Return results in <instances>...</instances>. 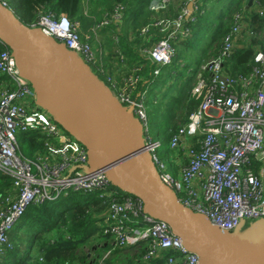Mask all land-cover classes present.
Wrapping results in <instances>:
<instances>
[{"label":"built area","instance_id":"1","mask_svg":"<svg viewBox=\"0 0 264 264\" xmlns=\"http://www.w3.org/2000/svg\"><path fill=\"white\" fill-rule=\"evenodd\" d=\"M169 2L152 0L149 8L162 10ZM189 2H193V14L198 5L195 0H187L173 23L155 22L167 31L150 50L158 65L172 62L175 55L172 40L190 32L183 26L184 17L189 15ZM0 3L6 6L3 0ZM253 4L259 3L254 0ZM122 8L119 4L115 14L99 26L110 20L121 21ZM258 12L262 13L260 9ZM234 19L223 39L222 50L202 67L210 75L204 101L171 137L170 149L175 152L173 160L179 167L178 175L169 171L159 157L161 142L147 133L142 100L130 98L139 77L133 75L127 79L117 95L122 104L132 106L146 127V132H142L145 150L157 168L160 182L173 191L184 210L205 216L215 231L226 233L236 232L243 222L264 219V177L247 168L251 159H264V49L255 53L249 75L227 74L225 59L238 46L243 28L242 13L237 12ZM30 28L72 50L86 67L93 63L91 46L83 41L77 24L66 15H43ZM148 29L149 26L144 27L142 34ZM262 34L264 31L258 35ZM0 42L6 47L0 54V74L8 77V82L0 87V172L13 176L19 190L16 202L0 213V253L12 248L9 233L31 203L54 200L69 191L100 189L106 190L102 196L110 198L105 232L114 237L116 244L126 247L144 242L148 250L145 260L163 257L164 252L171 251L166 264H201L202 254L188 247L185 238L171 224L148 213L145 199L115 190L110 166L91 168L87 147L71 138L43 110L33 78L17 61L15 46L1 38ZM207 84L200 72L194 94L201 95ZM32 131L47 137L46 151L37 162L20 154L17 140L19 132Z\"/></svg>","mask_w":264,"mask_h":264},{"label":"trees","instance_id":"2","mask_svg":"<svg viewBox=\"0 0 264 264\" xmlns=\"http://www.w3.org/2000/svg\"><path fill=\"white\" fill-rule=\"evenodd\" d=\"M229 1L232 6L228 14L221 17V9L218 11L217 16L221 20L215 24L212 38L200 62L192 68L190 64L195 52L192 41L198 36L196 31L208 11L205 6L209 4L210 8L217 7L223 0H195L197 9L188 18L184 17L183 23L184 28H188L190 32L172 40L175 55L172 62L166 65H158L150 55L154 45L167 34L163 25L156 23H173L179 17L185 0L178 8L169 2L166 8L158 11L149 8L152 0H3L6 7L28 28L37 24L40 17L46 14L55 17L66 15L71 22L77 24L83 41L91 46L95 56L93 63L89 67L85 66L94 83H103L105 87L116 91L118 88L120 90V84L124 85L127 79L137 75L139 81L130 98L133 101L142 100L147 125L150 119L156 121L162 130L161 135L169 141V145L179 126L185 124L189 114L204 101L205 93L209 89L210 75L202 67L222 50L223 39L230 32L237 12L243 15V28L237 39L238 46L225 59V72L229 75H249L254 55L258 51L256 42L260 39L263 43L260 49H264V34L258 35L264 31V0H257L259 4H256L262 13L250 11L249 0ZM119 4L123 7L121 21L110 20L108 24L99 26L103 20L115 14ZM85 5L88 7L87 12ZM146 26L149 29L142 34L141 31ZM95 28L101 29L97 35L101 33L104 36L99 42L96 41ZM246 38H249V44L242 42ZM242 43L245 46H239ZM5 50L6 47L0 42V54ZM67 50L76 56L72 50ZM190 50L192 51L189 52ZM177 63L182 67L181 70L177 69ZM200 72L204 74L208 84L203 88L202 94L198 95L194 94L193 89ZM167 77L170 78L168 85L162 86L160 90L161 93L164 92L163 95L156 98L157 94L151 93L152 84L159 78L162 81ZM178 78L180 80L177 83ZM7 82V75L0 74V87ZM176 90V95L172 96L171 92ZM165 99L169 101L168 104ZM125 104L132 107L129 103ZM179 105L187 108V112L181 125L177 126L174 113ZM147 133L156 141L150 135L149 127ZM21 134L37 153L34 157H28L23 151L20 154L37 162L46 151L47 137L35 131ZM169 155L168 158L164 154L162 159L169 171L176 176L179 167L173 160L175 152L170 149ZM258 161L260 160L253 158L247 164V168L257 175L261 166ZM115 186L117 187L116 184ZM110 187L114 185L111 184ZM104 193L106 194V190L100 189L90 192L69 191L54 200L31 203L10 231L9 238L13 246L6 250L4 258L0 257V264H100V260L109 250L111 253L102 264H145L143 261L166 264L171 251L164 252L163 257L145 260L144 255L148 250L144 242L122 247L115 243L111 234L105 232L110 198L102 196ZM18 196L19 190L15 186L14 177L0 172V213L16 202ZM126 249H137L135 257L124 254Z\"/></svg>","mask_w":264,"mask_h":264},{"label":"water","instance_id":"3","mask_svg":"<svg viewBox=\"0 0 264 264\" xmlns=\"http://www.w3.org/2000/svg\"><path fill=\"white\" fill-rule=\"evenodd\" d=\"M253 1H249L250 6ZM188 9L191 15L193 2ZM0 38L15 46L17 61L33 78L41 105L89 149L97 167H111L118 188L145 199L148 213L167 221L188 247L200 252L201 264H264V219L240 235L215 231L208 218L184 210L173 191L158 178L145 150L140 121L138 128L129 122L131 111L116 106L109 89L98 88L75 55L39 30L23 26L1 3Z\"/></svg>","mask_w":264,"mask_h":264},{"label":"rangeland","instance_id":"4","mask_svg":"<svg viewBox=\"0 0 264 264\" xmlns=\"http://www.w3.org/2000/svg\"><path fill=\"white\" fill-rule=\"evenodd\" d=\"M183 1L184 0H170L171 4H174L177 8L181 5V3ZM185 1H187V0H185ZM231 6H232L231 5V1H229V0H223V2L221 4L218 3L217 7L213 6V8H210L209 4H207L205 6V9L208 10V11H206V15H204L202 17V19L204 21L201 24L200 28H198L197 31H196L198 36H195L194 37L195 38L194 41H192L193 48L195 49V52L193 53L194 56H193L192 62L190 64V66L192 68H195L198 65V63L200 62V60H201V58H202V56L204 54V51L207 49L208 43L210 42V40L212 38L211 36L213 35L212 33L214 31V26H215L216 23H219L220 20H221V18H219L217 16L218 11L221 9V11H222V16L221 17H225L228 14ZM85 9H86V12H87L88 11L87 5H85ZM100 31H101V29H96L95 28V34L97 32H100ZM103 37L104 36L101 33H99L98 35L96 34V41H98V42L101 41L103 39ZM191 51L192 50H190L189 52H191ZM182 57H183V55H182ZM115 62H116V64H118L117 59L115 60ZM176 67L179 70L182 69V67L180 66L179 63H177ZM84 80L87 83L90 84V80H89V78L86 75L84 76ZM169 80H170L169 77H167L166 79H164L162 81L160 80V78L158 79V81L155 80L154 83L152 84L151 93L157 94L156 98L161 97L164 92L161 93L160 90H161L162 86H167L168 85ZM179 80H180V78H178L177 83L179 82ZM98 84H100V83H98ZM116 93L118 95V92H116ZM171 93H172V96H174V95H176L177 90L173 91ZM109 94L114 98V95H112V94H114L113 92H109ZM113 98H111V99H113ZM120 101H121L120 99L119 100L117 99L116 101L114 99L113 103L116 106L120 107L121 104H122ZM165 102H167V104H168L169 101L167 99H165ZM122 107H123L124 111H127V112L131 111L132 114H129L130 115L129 116L130 120L134 123V126L138 128L139 127V125H138V122H139V120H138L139 118L138 117L139 116L135 113L136 111L133 110V112H132V108H130L128 106V104H123ZM43 110H45L46 112L50 113L44 107H43ZM186 112H187V108H184L182 105H179L176 108L175 113H174V115H175L174 122L177 124V126L179 124L181 125V123L185 119ZM139 124L141 126V132L145 133L146 132L145 131L146 127L142 126V124L140 122H139ZM148 127H149V131H150V135L153 138H155L156 141H160L161 142V146L159 147V149L157 151L159 157L162 159L163 155L165 154L166 157L169 158V156H170L169 155L170 154L169 141L167 139H165L161 135L162 134V130H161L159 124L156 121L150 119V123L148 124ZM21 133H23V132H19L17 134V140H18V144H19V152L22 153L21 151H23L25 153V155H27L28 157H34L36 155V153H37V150L36 149L33 150L31 145L28 144V142L25 141V139L23 138V134H21ZM68 134H69V136L71 138L77 139L76 137L71 135L69 132H68ZM142 137H143V135H142ZM88 154H89V160H90L91 168H96L98 163H97L95 157L90 152H88ZM115 190L120 192V193L126 192L124 189H121V188H118V187H116ZM259 221L260 220H252V221L243 222L241 228L239 230H237L236 233L240 234V235L245 234L246 232H248ZM6 252L7 251H5L4 253H0V257L2 256L4 258V254ZM5 264H9V263H5Z\"/></svg>","mask_w":264,"mask_h":264},{"label":"crops","instance_id":"5","mask_svg":"<svg viewBox=\"0 0 264 264\" xmlns=\"http://www.w3.org/2000/svg\"><path fill=\"white\" fill-rule=\"evenodd\" d=\"M249 7H250V11L252 10V11H258V6L257 5H255V4H252L251 6L249 5ZM242 42H244V43H246V44H249V42H250V40H249V38H246L245 39V41H242ZM263 45V43H262V41H261V39L259 40V41H257L256 42V48H258V49H260V47ZM239 46H245L243 43L242 44H240ZM128 70V67H126V71ZM123 71V70H122ZM124 72V71H123ZM124 73H122V75H123ZM115 82H116V80H114ZM98 88H101V89H103L104 87H105V85L103 84V83H100L99 85L98 84H95ZM123 85H121L120 84V86L119 87H122ZM106 88H108V87H106ZM109 89V91L110 92H113L114 94H112V95H114V98H113V100L115 99V101L118 99L117 98V93L116 92H119V88L116 90V91H114L113 89H111V88H108ZM119 100V99H118ZM122 105L123 104H121V107H122ZM258 162H261V166H260V168H259V175H261V176H263L264 177V159L263 160H260V161H258ZM114 244V243H113ZM100 246V245H99ZM96 249V245H95V247H94V250ZM96 251V250H95ZM94 251V252H95ZM96 253V252H95ZM95 253L93 254V255H95ZM110 253H111V251L109 250V251H107L105 254H104V256L102 257V259L100 260V264H102V262H103V260L105 259V258H107L109 255H110ZM123 253L124 254H129V256L131 255V256H134L135 257V254L137 253V249H135V250H129V249H126V250H124L123 251ZM97 254V253H96ZM92 256V255H91ZM128 256V257H129ZM124 261V260H123ZM145 264H159L158 262H154V261H151V262H145V261H143ZM137 263V262H136ZM105 264V263H104Z\"/></svg>","mask_w":264,"mask_h":264},{"label":"bare ground","instance_id":"6","mask_svg":"<svg viewBox=\"0 0 264 264\" xmlns=\"http://www.w3.org/2000/svg\"><path fill=\"white\" fill-rule=\"evenodd\" d=\"M65 47V46H64ZM66 48V47H65ZM66 49H68V48H66ZM62 101V104L64 105V107L65 108H68L67 106H68V104H66V101H64V100H61ZM67 105V106H66ZM69 109V108H68ZM70 110V109H69ZM127 193V192H126Z\"/></svg>","mask_w":264,"mask_h":264}]
</instances>
